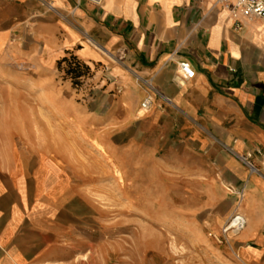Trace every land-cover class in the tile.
<instances>
[{
	"label": "crops",
	"instance_id": "crops-1",
	"mask_svg": "<svg viewBox=\"0 0 264 264\" xmlns=\"http://www.w3.org/2000/svg\"><path fill=\"white\" fill-rule=\"evenodd\" d=\"M4 52L109 70L121 89L111 100L113 121L143 124L151 147L174 137L192 178L221 191L218 203L228 200L222 187L238 195L239 263L264 264V18L212 0H0ZM179 61L193 79H180ZM84 163L0 146V264L86 262ZM229 198L231 208L236 197Z\"/></svg>",
	"mask_w": 264,
	"mask_h": 264
},
{
	"label": "rangeland",
	"instance_id": "rangeland-1",
	"mask_svg": "<svg viewBox=\"0 0 264 264\" xmlns=\"http://www.w3.org/2000/svg\"><path fill=\"white\" fill-rule=\"evenodd\" d=\"M95 68L97 74L71 57L54 65L0 53V146L65 157L63 148L66 159L86 163L88 249L81 264H240L238 233L226 235L227 243L222 236L240 213L238 195L222 187L228 200L218 203L221 191L192 178L190 156L176 151L174 137L151 147L143 124L113 121L111 100L121 89L113 88L109 70ZM96 114L100 119L91 118ZM229 195L236 197L231 208Z\"/></svg>",
	"mask_w": 264,
	"mask_h": 264
},
{
	"label": "built area",
	"instance_id": "built-area-1",
	"mask_svg": "<svg viewBox=\"0 0 264 264\" xmlns=\"http://www.w3.org/2000/svg\"><path fill=\"white\" fill-rule=\"evenodd\" d=\"M93 5H100L102 0H86ZM214 6H219L223 9H227L231 13H239L246 17L264 18V0H212ZM177 73L182 81L191 80L194 77V71L190 65L184 61L176 63ZM151 99L145 98L141 104L140 109L147 110L150 105ZM248 158V155H247ZM243 160V157L241 158ZM250 171H254V167L245 158L244 160ZM245 224L244 217L240 213H235L225 223L222 229V236L224 240H230L226 235L229 233L234 235L239 233Z\"/></svg>",
	"mask_w": 264,
	"mask_h": 264
},
{
	"label": "bare ground",
	"instance_id": "bare-ground-1",
	"mask_svg": "<svg viewBox=\"0 0 264 264\" xmlns=\"http://www.w3.org/2000/svg\"><path fill=\"white\" fill-rule=\"evenodd\" d=\"M48 105H49V107H54V110H57V112H59V108H57V106L55 105L54 106V104H55V100H54V98H49L48 99ZM69 148V150H71V151H74L73 150V148H71V146H69L68 147ZM60 150V149H59ZM60 151H63L61 154H62V156H63V153H64V155H65V157L63 156V158H69V156H67L66 154H65V152H64V149L62 148V150H60ZM57 155V154H56ZM74 156V155H73ZM73 156H71V157H73ZM77 156V155H76ZM171 247H172V249L175 251V252H177V247L175 246V245H171ZM184 252V249L182 248V249H180V251H179V254H181V253H183ZM236 256H237V254H236ZM237 258H238V256H237Z\"/></svg>",
	"mask_w": 264,
	"mask_h": 264
},
{
	"label": "trees",
	"instance_id": "trees-1",
	"mask_svg": "<svg viewBox=\"0 0 264 264\" xmlns=\"http://www.w3.org/2000/svg\"><path fill=\"white\" fill-rule=\"evenodd\" d=\"M73 59V58H72ZM67 61V59H63V60H61L60 62H66Z\"/></svg>",
	"mask_w": 264,
	"mask_h": 264
}]
</instances>
